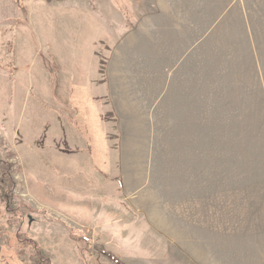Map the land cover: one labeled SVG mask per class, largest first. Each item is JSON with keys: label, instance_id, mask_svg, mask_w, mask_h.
I'll return each mask as SVG.
<instances>
[{"label": "rangeland", "instance_id": "obj_1", "mask_svg": "<svg viewBox=\"0 0 264 264\" xmlns=\"http://www.w3.org/2000/svg\"><path fill=\"white\" fill-rule=\"evenodd\" d=\"M245 2L264 22V0ZM89 3L0 0V264H131L89 226L109 214L112 234L132 228L124 236L141 246L135 264H264L262 109L216 124L223 115L208 107L206 138L183 141L184 155L170 153L174 126L160 114L141 119L142 139H121L104 69L116 41ZM71 72L93 111L94 157L83 105L72 98L82 111H70Z\"/></svg>", "mask_w": 264, "mask_h": 264}, {"label": "crops", "instance_id": "obj_2", "mask_svg": "<svg viewBox=\"0 0 264 264\" xmlns=\"http://www.w3.org/2000/svg\"><path fill=\"white\" fill-rule=\"evenodd\" d=\"M120 1L130 25L108 0H92L88 11L116 41L104 69L116 124L119 132L127 131L121 139L127 140L130 132L133 140L142 139L141 119L160 114L174 126L167 137L170 153L187 154L183 149L189 146L183 141L206 138L200 128L207 123L208 107L215 109V117L223 115L216 124L238 122L239 108L243 115L262 109L259 123L264 125V22L254 21V6L247 8L245 0ZM212 97L215 103L208 106ZM193 125H198L197 132ZM222 133L217 139L238 140L233 133ZM120 145L126 149V143ZM133 149L134 155L143 156L141 148ZM234 151L229 152L232 157ZM102 197L108 201L102 199L100 207L110 208L109 195ZM94 216L89 226L100 232L101 242L135 264L130 258L141 246L126 243L124 236L132 228L119 223V231L112 234L113 225L106 223L112 215ZM122 219H129L125 212Z\"/></svg>", "mask_w": 264, "mask_h": 264}, {"label": "trees", "instance_id": "obj_3", "mask_svg": "<svg viewBox=\"0 0 264 264\" xmlns=\"http://www.w3.org/2000/svg\"><path fill=\"white\" fill-rule=\"evenodd\" d=\"M48 1H51V0H48ZM113 5L122 12V14L124 15V17L126 19L127 24L130 25L131 23L129 21V15L125 9L123 1H120V0L116 1L115 0ZM108 59H109V55L105 59V65H106V62L108 61ZM60 68L63 71H67L66 67H64L62 65H60ZM52 75H56L55 81L52 80L53 86L56 88V85L58 87L59 82H60V79L58 76L59 74H58V72L57 73L55 72V73H52ZM71 75L72 76L69 79V84H70L69 86H70L71 91H69V93L71 96V103L73 106L70 107V111L71 112H77V111L81 110L80 108L76 107L75 103H73V101H72V98L74 99V101L79 102L80 105H83L85 110L84 111L81 110V111L85 114V116H84L85 121H84L83 125H84V131H85L87 137L89 138V142H88L89 152L88 153L91 157H94L93 155L97 150V141L100 140V137H99V135H96L97 134L96 130L93 128V123H94L93 111H92V108L89 107L88 103H87V105L80 103L78 95L81 93L80 90H81V86H83V85H82V83L76 81L75 75L72 72H71Z\"/></svg>", "mask_w": 264, "mask_h": 264}]
</instances>
